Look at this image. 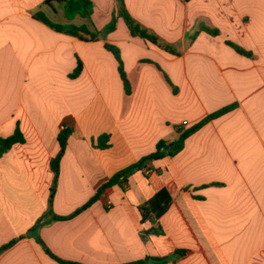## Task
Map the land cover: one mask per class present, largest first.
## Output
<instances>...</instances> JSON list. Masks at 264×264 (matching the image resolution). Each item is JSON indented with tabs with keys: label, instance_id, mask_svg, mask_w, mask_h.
<instances>
[{
	"label": "crops",
	"instance_id": "crops-1",
	"mask_svg": "<svg viewBox=\"0 0 264 264\" xmlns=\"http://www.w3.org/2000/svg\"><path fill=\"white\" fill-rule=\"evenodd\" d=\"M91 1L90 19L69 20L62 1L0 0V137L20 128L26 139L0 158V250L17 240L0 264H264V0H125L159 44L132 36L123 18L85 40L35 17L102 31L117 2ZM106 43L121 51L130 93ZM232 104L75 214L161 140L173 152L182 130ZM65 127L73 134L50 206ZM105 133L111 147L101 149ZM163 188L170 209L143 221L140 207Z\"/></svg>",
	"mask_w": 264,
	"mask_h": 264
},
{
	"label": "trees",
	"instance_id": "trees-1",
	"mask_svg": "<svg viewBox=\"0 0 264 264\" xmlns=\"http://www.w3.org/2000/svg\"><path fill=\"white\" fill-rule=\"evenodd\" d=\"M52 0H48L47 3H50ZM56 1H62L65 2V15L69 20H73L77 16H81L83 18L90 19L94 13V3L91 0H56ZM117 2V13L114 14V17L112 21L102 30H96L93 31L90 29L89 25L83 24V25H76V24H63V23H56L51 21L45 13L38 12L35 14V17L53 29L63 32L66 34H70L73 36H77L81 39L85 40H97L99 38H105L108 33L114 31L116 29V24L119 18H123L125 23L127 24L132 36L134 37H140L146 41H149L153 44H159L160 38L154 33H151L147 28L143 27L133 16L129 13L127 10L125 0H116ZM208 32H212L209 28L206 29ZM215 33V32H213ZM105 47L107 50L113 53L115 58L118 61V70L121 75V78L124 82V87L127 93L131 92V85L127 78V73L124 68V63L121 57V51L120 49L111 44L106 43ZM242 53L244 52L242 49L237 48ZM83 71V63L81 60H78V65L75 71L70 75L71 78H77L80 76V74ZM237 104L229 105L213 114H210L206 118H204L201 122L197 123L196 125L192 126L191 128H188L186 130L181 131L180 138L172 143V147L175 148L173 152L170 150H166V147L168 146V143L165 140H161L157 145V150L150 154L149 156L143 158L139 162L121 170L120 172L116 173L109 182L105 183L101 186V188L98 190L96 195L89 201L87 204H85L83 207L79 208L76 213L81 212L82 210L88 208L90 205H92L95 201H97L100 197V195L109 187H112L116 184H121L123 181L127 180V177L132 174L134 171L142 169L143 167L147 166V164L151 161L160 159L165 156V154H175L179 152L185 144V141L188 137H190L192 134L197 132L199 129H201L203 126H205L210 121L217 119L237 108ZM73 134V129L69 127H65L61 130L59 133V144H60V150L58 154L52 159L51 161V168L55 174L54 184L51 188V196H50V206L53 204V200L55 197L56 192V185L58 181V176L60 174V167H61V161L65 155L66 149H67V143L71 135ZM110 135L105 133L98 137V147L101 149H107L111 147L110 143ZM26 139L23 135L20 128H17L15 133L9 137H0V158H2L11 148L18 143H25ZM173 202V197L171 193L166 189L163 188L159 192H157L150 200H148L146 203H144L140 207V211L142 214L143 221L147 220H159L167 211L170 209V206ZM52 212V209H50ZM67 217L62 216H56L55 214L52 215V220H59V219H65ZM17 240H13L8 245L4 246L0 251L7 249L8 247L15 244ZM179 255H185L188 253L187 250H181L177 252ZM59 262L63 264H77L73 262H67L61 259H58ZM167 261V258H148L143 261H138L131 264H162Z\"/></svg>",
	"mask_w": 264,
	"mask_h": 264
},
{
	"label": "built area",
	"instance_id": "built-area-1",
	"mask_svg": "<svg viewBox=\"0 0 264 264\" xmlns=\"http://www.w3.org/2000/svg\"><path fill=\"white\" fill-rule=\"evenodd\" d=\"M185 1H186V0H185ZM187 124H188V122L185 121V122H184V125H187ZM152 172H153L152 169H146V170H145V173H146L147 175H150ZM109 205H111V202H110V201H109Z\"/></svg>",
	"mask_w": 264,
	"mask_h": 264
}]
</instances>
